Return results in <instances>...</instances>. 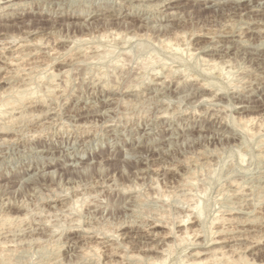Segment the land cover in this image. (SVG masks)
<instances>
[{
	"label": "rangeland",
	"instance_id": "374dc122",
	"mask_svg": "<svg viewBox=\"0 0 264 264\" xmlns=\"http://www.w3.org/2000/svg\"><path fill=\"white\" fill-rule=\"evenodd\" d=\"M19 1L0 264H264V0Z\"/></svg>",
	"mask_w": 264,
	"mask_h": 264
},
{
	"label": "bare ground",
	"instance_id": "6f19581e",
	"mask_svg": "<svg viewBox=\"0 0 264 264\" xmlns=\"http://www.w3.org/2000/svg\"><path fill=\"white\" fill-rule=\"evenodd\" d=\"M135 1V0H134ZM138 1H141V0H138ZM234 1V0H233ZM21 2L22 1H19V0H8V1H6V3H5V5H3L1 8H0V10L1 9H12V8H16V7H20V6H22V4H21ZM32 2V1H31ZM119 3V2H118ZM155 3V2H154ZM3 4H4V2H3ZM144 4V3H143ZM169 4V3H168ZM187 4V3H186ZM156 5V4H155ZM218 5V4H217ZM126 6V5H125ZM153 6V5H152ZM94 7V6H93ZM132 7V6H131ZM157 7V6H156ZM25 8V7H24ZM127 8V7H126ZM149 9V8H148ZM151 9V8H150ZM156 9V8H155ZM4 11V10H3ZM169 13H171V12H169ZM168 13V14H169ZM144 14V13H143ZM167 14V13H166ZM172 14H173V12H172ZM10 15V14H9ZM103 15V14H102ZM173 15H175V14H173ZM96 17V16H95ZM116 34V33H115ZM108 35V34H107ZM115 36H117L118 38H119V36H121V35H119L118 33L115 35ZM177 37V36H176ZM107 38V37H106ZM178 38V37H177ZM11 39V38H10ZM128 39V38H127ZM16 40V39H15ZM78 40V39H77ZM83 40V39H82ZM85 40V39H84ZM176 40V39H175ZM87 41H88V39H87ZM179 41V40H178ZM213 41V40H212ZM39 42V41H38ZM74 43V42H73ZM84 43V42H83ZM164 43H166L165 44V46H168V47H172V46H174L175 44H173L172 43V41H166V42H164ZM219 43V42H218ZM8 44V43H7ZM35 44V43H34ZM37 44V43H36ZM38 45V44H37ZM20 46V45H19ZM177 46H178V44H177ZM18 47V46H17ZM22 47V46H21ZM174 48V47H173ZM172 48V49H173ZM215 48V47H214ZM241 48V47H240ZM245 48V47H244ZM69 49V48H68ZM85 49V48H84ZM87 49V48H86ZM179 49V48H178ZM177 49V50H178ZM229 49V48H228ZM96 50V49H95ZM182 50V49H181ZM83 51V50H82ZM112 51V50H111ZM21 52V51H20ZM84 52H85V50H84ZM113 52V51H112ZM52 53V52H51ZM88 53V52H87ZM108 53H111L110 51L108 52ZM104 54V53H103ZM112 54V53H111ZM83 55V54H82ZM114 55V54H113ZM193 55V54H192ZM51 56V55H50ZM103 56H105V55H103ZM111 56V55H110ZM7 57V56H6ZM101 57V56H100ZM106 57H107V54H106ZM88 58V57H87ZM102 58V57H101ZM105 59V58H104ZM26 61V60H25ZM72 61V60H71ZM123 61V60H122ZM118 62V61H117ZM116 62V63H117ZM121 62V61H120ZM12 63H14V62H12ZM22 63V62H21ZM9 64H11V63H9ZM30 64V63H29ZM11 65H13V64H11ZM119 65V64H118ZM13 66H16V64L15 65H13ZM12 67V66H11ZM18 68V67H17ZM26 68V67H25ZM17 70V69H16ZM14 71V70H13ZM14 72H17V71H14ZM11 73V72H10ZM18 73V72H17ZM51 73V72H50ZM33 74V73H32ZM52 74V73H51ZM21 76V75H20ZM28 76V75H27ZM16 77V76H15ZM13 78V77H12ZM9 79V78H8ZM43 80V79H42ZM54 81H55V79H54ZM54 84V83H53ZM15 85V84H14ZM58 85V84H57ZM32 86V85H31ZM50 86V85H49ZM203 86V85H202ZM33 88V87H32ZM31 88V89H32ZM13 90V89H12ZM26 90H28V89H26ZM22 91V90H21ZM35 91V90H34ZM49 91V90H48ZM254 91V90H253ZM20 92V91H19ZM31 92V91H30ZM7 93V92H6ZM17 93H18V91H17ZM23 94H24V92H22ZM33 93V92H32ZM32 93H31V95H32ZM35 93V92H34ZM33 93V94H34ZM11 94V93H10ZM15 94H16V92H15ZM20 94V93H19ZM2 96V95H1ZM22 97H23V95H21ZM29 96V95H28ZM27 96V97H28ZM33 96V95H32ZM31 96V97H32ZM36 96V95H35ZM3 97V96H2ZM26 97V96H25ZM19 99H21V98H19ZM23 99V98H22ZM8 100V99H7ZM13 101V100H12ZM22 102V101H21ZM34 103V102H33ZM38 103V102H37ZM14 105V103L13 102H7L6 101V106L5 107H8V106H13ZM30 105V104H29ZM3 106V105H2ZM33 106V105H32ZM48 106V105H47ZM15 108V107H14ZM48 108V107H47ZM48 112V111H47ZM47 112H45V113H47ZM41 114V113H40ZM39 114V115H40ZM4 115V114H3ZM6 115V114H5ZM12 115V114H11ZM44 115V114H43ZM14 117V116H13ZM37 118H39V117H37ZM16 119V118H15ZM41 119V118H40ZM256 120V119H255ZM263 120H264V118H263ZM13 121V120H12ZM251 121H253V120H251ZM250 121V122H251ZM260 121V120H259ZM243 123V122H242ZM3 124V123H2ZM258 124V123H257ZM264 124V123H263ZM248 125H249V121H247V122H244V124L242 125V127H243V129L244 130H246L247 128H248ZM239 130H241V129H239ZM247 131V130H246ZM1 132V131H0ZM4 132V131H3ZM7 133V132H6ZM5 142V141H4ZM42 153V152H41ZM75 203V202H74ZM76 204V203H75ZM200 205V204H199ZM196 206H197V204H196ZM193 208V207H192ZM194 209H195V207H194ZM198 209V211H199V208H197ZM196 212V211H195ZM200 212V211H199ZM201 213V212H200ZM198 215H200L199 213H198ZM1 217V216H0ZM25 217V216H24ZM264 217V216H263ZM7 218V217H6ZM221 218V217H220ZM237 218V217H236ZM252 218V217H251ZM22 219V218H21ZM228 219V218H227ZM261 219V218H260ZM7 220H8V218H7ZM235 220V219H234ZM239 220V219H238ZM241 220V219H240ZM250 220V219H249ZM248 220V221H249ZM256 220V219H255ZM184 221V220H183ZM27 222V221H26ZM229 222V221H228ZM243 222V221H242ZM237 224V223H236ZM244 224V223H243ZM222 228V227H221ZM229 229V228H228ZM238 229V228H237ZM3 230V229H2ZM88 230V229H87ZM253 230V229H252ZM256 230V229H255ZM229 231V230H228ZM240 231V230H239ZM246 231V230H245ZM221 232V231H220ZM186 233V232H185ZM222 233H223V231H222ZM261 233V232H260ZM174 234V233H173ZM232 235V234H231ZM242 235V234H241ZM246 235V234H245ZM3 236V235H2ZM99 236V235H98ZM177 236V235H176ZM188 236V235H187ZM180 237V236H179ZM256 237V236H255ZM258 237V236H257ZM261 237V236H260ZM232 239V238H231ZM230 239V240H231ZM255 239V238H254ZM188 240V239H187ZM218 240V239H217ZM25 241V240H24ZM215 241V240H214ZM213 241V242H214ZM222 241H223V238H222ZM225 241V240H224ZM255 241V240H254ZM261 241V240H260ZM100 242V241H99ZM252 242V241H251ZM211 243V242H210ZM216 243H220V241L219 242H216ZM222 243V242H221ZM225 243V242H224ZM193 244V243H192ZM197 244V243H196ZM199 244V243H198ZM222 247V246H221ZM219 248V247H218ZM218 248H216V249H218ZM232 248V247H231ZM2 249V248H1ZM94 249V248H93ZM95 249H97V248H95ZM239 249V248H238ZM3 250V249H2ZM212 250H214V249H212ZM222 250V249H221ZM226 250V249H225ZM234 250V249H233ZM215 251H218V250H214V252ZM220 251V250H219ZM244 251V250H243ZM233 252V251H232ZM86 253V252H85ZM199 253V252H198ZM210 253H212V252H210ZM217 252H215V254H216ZM2 254H3V252H2ZM215 254H213V255H215ZM218 254V253H217ZM221 254H223L222 252H221ZM201 255V254H200ZM241 255V254H240ZM239 255V256H240ZM217 256V255H216ZM209 257V256H208ZM212 257H215V256H212ZM228 257V256H227ZM227 257H226V259H227ZM233 257V256H232ZM243 257V256H242ZM247 257V256H246ZM211 258V257H210ZM222 258V257H221ZM232 259V258H231ZM236 259V258H235ZM239 260H240V258H239ZM242 260V259H241ZM203 262H207L208 261V259H206L205 261L204 260H202ZM210 261V260H209ZM208 261V262H209ZM228 261H229V259H228ZM200 262V261H199ZM244 262V261H243ZM202 262H200V264H201ZM234 263H235V260H234ZM237 263V262H236ZM195 264V263H194ZM196 264H198V263H196ZM205 264V263H204ZM250 264V263H249Z\"/></svg>",
	"mask_w": 264,
	"mask_h": 264
}]
</instances>
